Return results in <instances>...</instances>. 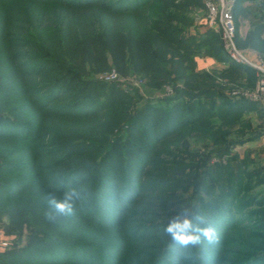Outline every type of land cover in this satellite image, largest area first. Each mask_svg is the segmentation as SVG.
<instances>
[{"label":"rangeland","instance_id":"rangeland-1","mask_svg":"<svg viewBox=\"0 0 264 264\" xmlns=\"http://www.w3.org/2000/svg\"><path fill=\"white\" fill-rule=\"evenodd\" d=\"M67 1L0 0V127H12L0 134V264H229L241 253L264 264L257 74L215 56L204 0H150L172 1L145 13L191 47L175 49L149 21ZM236 1V45L264 61V0ZM41 66V78L19 73ZM55 78L61 92L34 88ZM89 101L104 106L79 111ZM72 189L74 213L49 219V199ZM214 199L231 210L211 222ZM185 213L212 223L215 243L173 240L166 227Z\"/></svg>","mask_w":264,"mask_h":264},{"label":"trees","instance_id":"trees-1","mask_svg":"<svg viewBox=\"0 0 264 264\" xmlns=\"http://www.w3.org/2000/svg\"><path fill=\"white\" fill-rule=\"evenodd\" d=\"M95 2L98 3L99 5H101L100 7H102V10L104 12L115 13V14H118V15L121 14L122 16H127L128 15V17L126 19L132 20V21L135 20L136 22L138 20L149 21L155 27V29H157L158 36L161 39L160 43L163 42L160 45V46H163V49H169V48L170 49L171 48L175 49V47H173L174 44L177 47L178 46L179 47L182 46V48H191L190 46L187 47V45H182V43L184 41V37L182 35H175L178 32L177 28L165 29V27L158 25L161 22L160 20H158V19L157 20L150 19L149 15L145 13V11H147L148 9L153 8V5H155L156 3H163L164 6H165V4H169L172 1H150V0H111V1H97V0H89L88 1L87 0V1H84V0H77V1H73V4H72V2L67 1L68 4H66L65 6H67L68 8L74 9L75 7H78L80 5L87 6L90 3H95ZM198 2L201 3L202 6H204L203 1H198ZM235 5H236V3H235ZM235 5H234V8H233V11L236 8ZM163 11L164 10H162V12ZM112 18H114V17H112ZM112 24H116V23L114 22ZM108 25H110V24H108ZM126 38H127L126 41L129 42L128 46L130 47L131 44H133L134 39L132 37H130V36H126ZM132 49L133 48H131V50ZM215 56L218 59L222 60V61H229L221 46H220L219 50H217V53H215ZM178 57L180 58V56H178ZM180 61L184 62L183 60H180ZM48 63H50V62H48ZM230 65L237 67L238 70L240 69V70H246V71H253L254 72V70L251 67H249L247 65H244V64L233 63V64H230ZM26 72L27 73L28 72L31 73V75L34 76V77L41 78L42 74L47 72V69L45 70L42 66L40 68L38 67V69H35L33 67V70H31V71L30 70L20 71L19 73H21V75L23 77H25ZM24 87H27V86L24 85ZM38 87H40L41 90H46V87H50V90L52 92L53 91L61 92L64 89L65 85H64L63 82H60L59 80H57L55 78V79H51V80H46L42 84L34 85V88H38ZM239 103H241V102H239ZM98 105H100V104L91 103L90 101H89V106H86L85 104L82 103L80 108H79L80 109L79 111H82L83 109H87L89 112H97L99 110H96L95 108ZM100 106H104V103H101ZM257 106H259L258 103H257ZM239 107H240V104H237V105L234 106V108H239ZM76 110H77V108L75 107L74 110L72 111V113H74ZM101 110H104V108L101 109ZM180 120H186V119H184L182 117ZM8 128L11 129L12 127H10V126L9 127L8 126H3L2 128L0 127V134L4 133V132L2 133V130L8 129ZM11 133L14 134L13 132H11ZM4 139H6V138H0V140H4ZM129 165H131V163H129ZM108 167H110L112 169L110 171L111 174H112L113 173L114 163H110ZM5 171L6 172L10 171V165H1L0 166V172H5ZM74 178H75V176H74ZM8 190H10V189H7V191ZM122 192L123 191H121L119 193V194H121L122 197L123 196L125 197L128 194H133L134 193L133 191H130V190L127 193H122ZM228 194H229L228 192L224 193V195H226V196ZM101 195H103V193H101ZM113 198H115V200L120 199L118 197H113ZM248 200H250V199H247V200L245 199V201H248ZM214 201H215V199L210 201V203L206 204L209 207L206 212H207V215H209L208 217L210 218L211 222L215 221L214 215L216 216L217 214L225 213L226 211L231 210L229 208V204L228 203L221 204V203L214 202ZM98 202H100V201H98ZM239 205H240L239 207H242L243 203L240 202ZM220 206H222L221 210H223V211H220V209H219ZM236 214H241V211L239 213L237 212ZM202 219H203L202 217H201V219H199V220H201V222H199V224L212 226V223H208L207 221L204 222ZM197 221H198V219H197ZM214 224L217 225V223H214ZM251 250H252V252L253 251H257L258 247H252ZM40 259H42L44 262H47V260H44L45 258H43V257H41ZM224 260L225 259L223 257H221L219 261L224 263ZM261 260H262V257L259 254L252 255V253H247V254L246 253H241L240 258L237 261L230 262L229 264H261V262H262ZM79 261L81 262V258L79 259ZM58 262H61V261H58ZM72 263H75V262H72ZM43 264H45V263H43Z\"/></svg>","mask_w":264,"mask_h":264},{"label":"built area","instance_id":"built-area-1","mask_svg":"<svg viewBox=\"0 0 264 264\" xmlns=\"http://www.w3.org/2000/svg\"><path fill=\"white\" fill-rule=\"evenodd\" d=\"M236 0H204L209 25H213L219 32L222 49L228 60L247 65L256 70L254 98L258 99L264 109V61L248 57L236 45V23L233 8ZM6 239L0 238V250L7 247Z\"/></svg>","mask_w":264,"mask_h":264},{"label":"clouds","instance_id":"clouds-1","mask_svg":"<svg viewBox=\"0 0 264 264\" xmlns=\"http://www.w3.org/2000/svg\"><path fill=\"white\" fill-rule=\"evenodd\" d=\"M80 199V193L75 190H69L64 193L62 199L52 197L49 199V219L55 220L58 216L72 215L75 211L77 201ZM166 232L173 240L182 246L195 245L201 240V237L208 240L209 243H215L216 231L212 226L201 227L184 214L183 219H174L167 227Z\"/></svg>","mask_w":264,"mask_h":264}]
</instances>
